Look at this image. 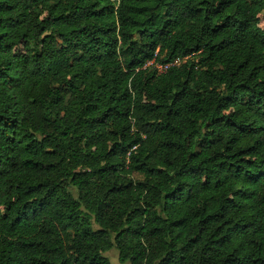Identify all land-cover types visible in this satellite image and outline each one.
<instances>
[{"label":"trees","instance_id":"1","mask_svg":"<svg viewBox=\"0 0 264 264\" xmlns=\"http://www.w3.org/2000/svg\"><path fill=\"white\" fill-rule=\"evenodd\" d=\"M113 247L264 264V0H0V264Z\"/></svg>","mask_w":264,"mask_h":264},{"label":"built area","instance_id":"2","mask_svg":"<svg viewBox=\"0 0 264 264\" xmlns=\"http://www.w3.org/2000/svg\"><path fill=\"white\" fill-rule=\"evenodd\" d=\"M188 56L186 57H176L173 60H169V61H165V62H158L156 61L155 58L148 60L143 67L146 66H151L153 67L157 73H163L165 72L168 68L172 67V66H178L181 64V62L186 59Z\"/></svg>","mask_w":264,"mask_h":264},{"label":"rangeland","instance_id":"3","mask_svg":"<svg viewBox=\"0 0 264 264\" xmlns=\"http://www.w3.org/2000/svg\"><path fill=\"white\" fill-rule=\"evenodd\" d=\"M263 21H261L260 25L262 26ZM105 255L109 258V260L114 264H119L118 262V251L115 247L108 250Z\"/></svg>","mask_w":264,"mask_h":264}]
</instances>
